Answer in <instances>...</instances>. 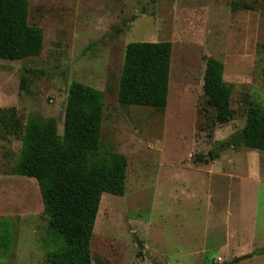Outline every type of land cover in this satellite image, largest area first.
Masks as SVG:
<instances>
[{"label":"rangeland","instance_id":"obj_1","mask_svg":"<svg viewBox=\"0 0 264 264\" xmlns=\"http://www.w3.org/2000/svg\"><path fill=\"white\" fill-rule=\"evenodd\" d=\"M43 49L0 59V107L26 121L54 117L63 133L74 81L104 93L102 146L128 159L123 196L103 193L93 264H264V151L238 143L247 101L264 108V0H28ZM171 41L168 104L122 106L128 43ZM233 84L227 123L203 90L206 58ZM21 141L0 137V221L13 244L0 262L42 264L47 217L38 182L13 168ZM213 151L216 157L208 163Z\"/></svg>","mask_w":264,"mask_h":264},{"label":"trees","instance_id":"obj_2","mask_svg":"<svg viewBox=\"0 0 264 264\" xmlns=\"http://www.w3.org/2000/svg\"><path fill=\"white\" fill-rule=\"evenodd\" d=\"M43 29L29 22L28 0H0V59L22 60L43 49ZM172 57L171 41L127 44L119 81L122 106L153 107L163 113L168 104ZM224 64L206 58L203 90L218 123L234 117L233 84L224 80ZM103 91L74 81L70 85L63 133L54 117L31 113L24 121L16 107H0V137L21 141L13 170L34 178L39 185L47 217L46 259L42 264H93L91 240L103 193L123 196L128 159L114 148L102 146ZM245 147L264 151V108L247 101V118L236 135ZM216 157L213 151L201 161ZM10 219L0 221V251L13 244ZM248 253L225 264L251 257ZM0 264H14L0 262Z\"/></svg>","mask_w":264,"mask_h":264}]
</instances>
